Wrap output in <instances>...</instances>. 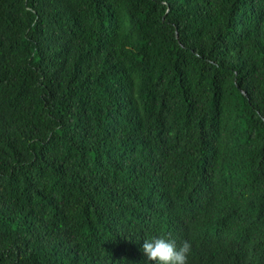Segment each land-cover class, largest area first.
Instances as JSON below:
<instances>
[{
  "label": "trees",
  "instance_id": "trees-1",
  "mask_svg": "<svg viewBox=\"0 0 264 264\" xmlns=\"http://www.w3.org/2000/svg\"><path fill=\"white\" fill-rule=\"evenodd\" d=\"M158 235L264 264V0H0V264Z\"/></svg>",
  "mask_w": 264,
  "mask_h": 264
},
{
  "label": "clouds",
  "instance_id": "clouds-1",
  "mask_svg": "<svg viewBox=\"0 0 264 264\" xmlns=\"http://www.w3.org/2000/svg\"><path fill=\"white\" fill-rule=\"evenodd\" d=\"M190 247L188 241H183L178 247L174 240L158 235L144 238L141 251L146 264H187Z\"/></svg>",
  "mask_w": 264,
  "mask_h": 264
}]
</instances>
